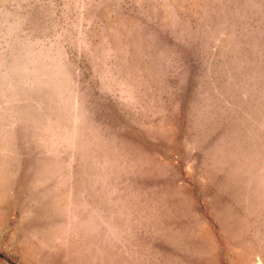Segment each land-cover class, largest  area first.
<instances>
[{
    "label": "rangeland",
    "instance_id": "1",
    "mask_svg": "<svg viewBox=\"0 0 264 264\" xmlns=\"http://www.w3.org/2000/svg\"><path fill=\"white\" fill-rule=\"evenodd\" d=\"M0 264H264V0H0Z\"/></svg>",
    "mask_w": 264,
    "mask_h": 264
}]
</instances>
